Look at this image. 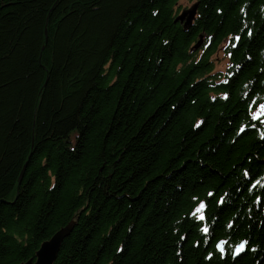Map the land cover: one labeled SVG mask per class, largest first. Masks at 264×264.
Here are the masks:
<instances>
[{
    "label": "trees",
    "instance_id": "trees-1",
    "mask_svg": "<svg viewBox=\"0 0 264 264\" xmlns=\"http://www.w3.org/2000/svg\"><path fill=\"white\" fill-rule=\"evenodd\" d=\"M195 1L0 0V264H264V0Z\"/></svg>",
    "mask_w": 264,
    "mask_h": 264
},
{
    "label": "water",
    "instance_id": "water-1",
    "mask_svg": "<svg viewBox=\"0 0 264 264\" xmlns=\"http://www.w3.org/2000/svg\"><path fill=\"white\" fill-rule=\"evenodd\" d=\"M198 4L195 5L191 10H186L182 12V15H179V18L176 20L177 23L183 24L186 30H190L192 28V24L196 17ZM202 44V40L195 46L196 48H200ZM74 223L69 225L68 228L61 230L55 235L51 240L47 243H44L40 250L37 251V255L35 259H31L26 262V264H55L56 260L58 259L60 249L65 241L69 237V235L73 231ZM239 246L236 248V250ZM235 250V257L242 255L244 252H241L239 255L236 254Z\"/></svg>",
    "mask_w": 264,
    "mask_h": 264
},
{
    "label": "rangeland",
    "instance_id": "rangeland-1",
    "mask_svg": "<svg viewBox=\"0 0 264 264\" xmlns=\"http://www.w3.org/2000/svg\"><path fill=\"white\" fill-rule=\"evenodd\" d=\"M179 3H180V5H179L178 10L183 12L185 10H189V9L193 8L195 1L194 0H180ZM215 57H217V59H219V57L221 58L223 56L219 54V57L217 55Z\"/></svg>",
    "mask_w": 264,
    "mask_h": 264
},
{
    "label": "snow or ice",
    "instance_id": "snow-or-ice-1",
    "mask_svg": "<svg viewBox=\"0 0 264 264\" xmlns=\"http://www.w3.org/2000/svg\"><path fill=\"white\" fill-rule=\"evenodd\" d=\"M204 207H205V205H204V204H201V205H200V208H199L197 211H201ZM199 218H200L201 220H203V219H204V216L201 214ZM203 231H204V232H207L208 229H207V228H204ZM244 247H245V245H244V244H241V245L239 246V248L236 250V254L239 255L241 252H243V251H244ZM221 251H223L222 248H221Z\"/></svg>",
    "mask_w": 264,
    "mask_h": 264
}]
</instances>
